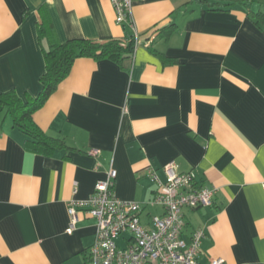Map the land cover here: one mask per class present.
I'll list each match as a JSON object with an SVG mask.
<instances>
[{
  "label": "crops",
  "instance_id": "1",
  "mask_svg": "<svg viewBox=\"0 0 264 264\" xmlns=\"http://www.w3.org/2000/svg\"><path fill=\"white\" fill-rule=\"evenodd\" d=\"M207 1L229 5L136 0L132 26L115 22L110 0H0V92L37 96L49 41L138 34L121 63L75 59L34 113L66 147L29 150L0 118V264H89L95 220L80 212L68 232V201L112 168L116 196L144 203L148 170L164 181L170 162L217 189L210 206L182 209L184 237L205 232L198 264H264V27L251 16L264 0ZM160 213L146 207L141 222Z\"/></svg>",
  "mask_w": 264,
  "mask_h": 264
},
{
  "label": "built area",
  "instance_id": "2",
  "mask_svg": "<svg viewBox=\"0 0 264 264\" xmlns=\"http://www.w3.org/2000/svg\"><path fill=\"white\" fill-rule=\"evenodd\" d=\"M110 1L115 22L133 26L132 6L136 0ZM133 36L134 51L138 45L135 30ZM162 170L164 181L156 176L153 169L148 170V175L155 182V190L144 203L116 196V172L112 168L86 198L68 201V232L73 230L80 212L95 220L89 264H198L205 232L195 229L186 239L182 209L210 206L217 189L197 182L193 170L179 172L173 162L166 164ZM146 207H159L161 213L151 215L149 223L143 224L140 213ZM221 263V259L210 262Z\"/></svg>",
  "mask_w": 264,
  "mask_h": 264
},
{
  "label": "trees",
  "instance_id": "3",
  "mask_svg": "<svg viewBox=\"0 0 264 264\" xmlns=\"http://www.w3.org/2000/svg\"><path fill=\"white\" fill-rule=\"evenodd\" d=\"M206 3L208 10H221L229 4L195 0ZM257 25L264 27V13L251 14ZM157 31V30H156ZM159 36L168 37L176 31V25L170 24L159 30ZM44 32L39 26V35ZM134 36L128 32L123 38L106 40L73 38L64 42L49 41L47 48H42L44 71L40 76V91L37 96L25 94L21 97L14 89L0 92V118L9 116L12 124L26 137L25 148L50 155L54 150L66 147L58 137L47 135L34 121V113L44 104L47 98L56 90L59 83L69 74L75 59L91 58L95 61L114 59L121 63L131 56L134 49Z\"/></svg>",
  "mask_w": 264,
  "mask_h": 264
}]
</instances>
